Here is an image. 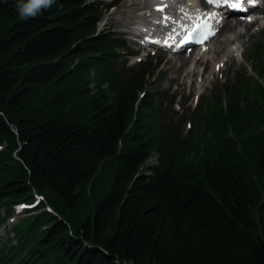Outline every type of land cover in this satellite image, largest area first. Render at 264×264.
<instances>
[{"label": "trees", "instance_id": "16d2710c", "mask_svg": "<svg viewBox=\"0 0 264 264\" xmlns=\"http://www.w3.org/2000/svg\"><path fill=\"white\" fill-rule=\"evenodd\" d=\"M16 4L0 0V211L45 202L0 264H264V94L250 98L252 77L200 132L166 133L153 93L136 109L147 67L117 68L122 42L97 35L98 5L55 0L22 19Z\"/></svg>", "mask_w": 264, "mask_h": 264}, {"label": "rangeland", "instance_id": "374dc122", "mask_svg": "<svg viewBox=\"0 0 264 264\" xmlns=\"http://www.w3.org/2000/svg\"><path fill=\"white\" fill-rule=\"evenodd\" d=\"M101 1L104 3V6H108V2L111 0H95ZM114 1L111 5L113 9L107 10L103 12L102 21L100 23V27L104 32L112 31L115 35L119 37H127L129 43V50L123 52V57L127 59L126 66H133L137 64V59L134 56H128V53L131 52L133 54H137L136 49L139 48L137 44L131 42L128 37L132 32V28L135 26L136 17L142 12V5L140 3H144L146 0H112ZM133 3H138V5H134ZM105 11V10H104ZM264 21L258 24L257 26L249 27L245 29V27L230 30L224 33L223 36L220 37L219 40H216L214 45V49H222V51L215 56V60L212 61V69H205V66H200L201 74L198 75L195 79V82L192 83V78L187 79L190 81L188 85L181 86L180 77L183 76V73L189 69L191 66L192 58H189L185 64H183L182 60L184 57L182 56H174L175 60L173 62H168V57L165 54L159 55L157 57L146 58L147 60L154 61L155 65H159L161 70V77H156L153 81V84L148 86L149 90H160V98H166V103H164V108L161 114V119L163 124L167 126L181 125L182 123L193 124L196 119V111L202 105V102H212L215 96L218 94V90L223 88V85L229 81L232 83L235 81V78L241 73V70L248 66L247 58H254L252 54V50L256 44H261L263 48L261 49V53L258 56V59L261 61V67L264 68ZM237 34H242L236 43H220V40L224 41L227 37H234ZM234 44H239L241 47L242 56H235L230 60L229 63L223 69H215V64L219 62V60L225 58L228 55L229 51L232 49ZM222 47V48H220ZM144 57V56H143ZM228 57V56H227ZM227 59V58H226ZM182 64V65H181ZM178 69L176 73L175 70ZM248 69H250L248 67ZM260 70V68H258ZM204 73V75H203ZM255 71L251 80L250 89V98L252 100H258L260 103L262 102V96L264 91L262 87L258 86L261 83H264V75L259 76ZM259 78V79H258ZM158 82V83H157ZM199 97V103L197 104V99ZM171 102L173 105L171 106ZM222 102L226 103V94L225 91L222 93ZM209 107V104L207 105ZM201 112V111H200ZM186 125L184 129V133H188L189 129ZM194 125V124H193ZM264 130V127L262 128ZM232 135V132L230 133ZM156 157L152 158L148 164L156 163ZM14 226V225H13ZM5 228H0V239L6 238ZM11 237V231L8 230Z\"/></svg>", "mask_w": 264, "mask_h": 264}, {"label": "bare ground", "instance_id": "6f19581e", "mask_svg": "<svg viewBox=\"0 0 264 264\" xmlns=\"http://www.w3.org/2000/svg\"><path fill=\"white\" fill-rule=\"evenodd\" d=\"M176 2L177 0H148L147 2L149 3L148 6H143L144 8L148 9L149 11L155 12L157 14V9H163L164 5H169L172 2ZM136 5V4H135ZM191 5V4H190ZM190 5H188V7L186 9H180L179 10V19L180 20H189L191 18L196 19L199 16L198 15H194L192 12V7H190ZM196 7V5H195ZM217 10L212 9L210 12H208V14H216V19L211 21L212 23L218 24L219 20L217 19V17L219 15V13H216ZM207 14V15H208ZM144 21H145V17L143 16V14L139 15L138 17H136V23H137V27H136V31L137 33H141L144 34V36H147V38L152 39L155 35V31L151 28H147L144 25ZM183 24V23H182ZM185 26V24H183ZM238 25H240V22H233V20H231V18H228L225 23L223 24V26L221 27V33L222 32H227L229 30H233L235 27H237ZM241 35L237 34L235 37H227L225 39V41L223 42H236L238 40V37H240ZM208 45H204L203 47H200V49L198 50V52L194 53L195 57L193 60L194 66L192 65L187 71L184 72L183 76L180 78L181 80V86L184 85H188L189 83H194L195 79L198 75L201 74V69L199 68L200 66H206V68L212 69V61L213 59L208 58L209 53H211L214 57L217 53L221 52L220 49L218 50H213V48L211 50H209V46ZM240 50V46L238 44H234V46L231 49V52H233V54H237ZM230 56V55H228ZM173 60L172 58H169V61ZM186 60H183V64H185ZM179 68H177L175 70V72L178 71ZM192 78V81H187V79Z\"/></svg>", "mask_w": 264, "mask_h": 264}, {"label": "clouds", "instance_id": "9594fccd", "mask_svg": "<svg viewBox=\"0 0 264 264\" xmlns=\"http://www.w3.org/2000/svg\"><path fill=\"white\" fill-rule=\"evenodd\" d=\"M55 0H17L16 7L22 19L36 16L42 9L50 7Z\"/></svg>", "mask_w": 264, "mask_h": 264}, {"label": "snow or ice", "instance_id": "6c2138e0", "mask_svg": "<svg viewBox=\"0 0 264 264\" xmlns=\"http://www.w3.org/2000/svg\"><path fill=\"white\" fill-rule=\"evenodd\" d=\"M205 3L212 5V6H219L217 3V0H204ZM223 3L225 4H229V0H223ZM247 3L251 4L254 3V0H247ZM230 6L232 7H240V3L239 0H237L236 3L230 4ZM158 11H162L163 9H157ZM216 19V14H208L206 17H198V20H200V23H197L192 31H198L201 28L206 30V34L204 37H202L201 42H203L204 39L208 38V35H214V31H213V25L212 23H210V21H213Z\"/></svg>", "mask_w": 264, "mask_h": 264}, {"label": "water", "instance_id": "95a60500", "mask_svg": "<svg viewBox=\"0 0 264 264\" xmlns=\"http://www.w3.org/2000/svg\"><path fill=\"white\" fill-rule=\"evenodd\" d=\"M16 132V130H14ZM17 133V132H16Z\"/></svg>", "mask_w": 264, "mask_h": 264}]
</instances>
